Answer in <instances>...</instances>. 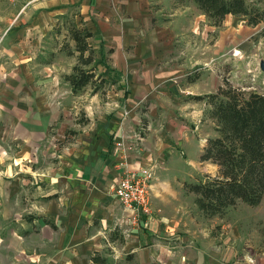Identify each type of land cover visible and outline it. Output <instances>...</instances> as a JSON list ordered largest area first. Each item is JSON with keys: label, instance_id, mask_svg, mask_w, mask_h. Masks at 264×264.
<instances>
[{"label": "crops", "instance_id": "1", "mask_svg": "<svg viewBox=\"0 0 264 264\" xmlns=\"http://www.w3.org/2000/svg\"><path fill=\"white\" fill-rule=\"evenodd\" d=\"M72 5L98 52L92 67L117 87L106 100L96 85L72 92L64 76L75 62L63 64L65 55L56 51L42 60L46 48L37 51L35 39L16 40L5 49L9 67L0 66V221L6 222L0 235H15L8 225L14 218L23 221V233L41 220L39 264H97L95 254L106 261L101 245L106 234L114 240L109 229L126 216L113 196L123 170L151 165L162 178L179 153L199 158L212 135L207 131L199 144L194 135L205 120L194 126L177 120L183 109L204 114V101L192 97L217 89L207 78L190 82L174 44L175 18L183 23L198 9L192 0H50L36 6L28 28L44 37ZM151 185L152 199L160 183Z\"/></svg>", "mask_w": 264, "mask_h": 264}, {"label": "rangeland", "instance_id": "2", "mask_svg": "<svg viewBox=\"0 0 264 264\" xmlns=\"http://www.w3.org/2000/svg\"><path fill=\"white\" fill-rule=\"evenodd\" d=\"M47 1L50 0H0L1 68L9 67L4 63L7 58L5 49L26 37L35 39L34 48L37 51L46 48L40 54L42 60L49 54L54 56L56 51L65 55L63 64L78 62L79 53L75 51V42L68 33V27L73 24L77 28L83 27L77 5L69 7L60 15L62 17L58 16L44 37L35 36L38 33L28 28L40 10L36 6ZM243 2L251 15L264 10V0ZM192 3L198 9L193 8L183 23L175 18L174 33L179 60L190 69L189 81L207 78V85L210 83L214 91L227 79L234 86L264 92V73L259 65L264 59V19L252 25L248 23V15L227 13L216 24L214 18L208 17L199 8L198 3L194 0ZM92 52L95 59L97 49H92ZM91 64L93 66L94 61ZM98 69L97 65L93 82L100 96L106 100L107 91L117 87H112V82ZM198 85L196 83L197 88ZM177 116L179 124L191 126L198 118L205 120L194 135L199 144L207 131L213 134L212 123L203 118L204 114L200 115L198 109L192 108L190 113L183 109L177 112ZM81 117L84 119V116ZM56 142L58 146L67 143L66 138ZM179 154L178 161L164 168L162 178L155 171L154 182L160 185L151 199L152 217L133 219L118 201L125 211V221L110 227L109 233L115 238L111 240L106 234L100 255L106 257L107 264H260L264 260V195L256 206L238 202L219 215L202 213L195 204L194 194L184 189V183L195 182L205 173L214 176L217 168L208 161H199L198 157L188 158L189 154ZM13 204L14 215H20L22 205L19 202ZM34 219L36 217L26 220ZM36 222L30 223L29 231L25 233L21 219L14 218L9 222L11 224L8 223L14 227L15 235H0V264H39L37 249L45 240V233L36 230L40 228L41 220ZM5 223L0 221L1 234L5 231Z\"/></svg>", "mask_w": 264, "mask_h": 264}, {"label": "trees", "instance_id": "3", "mask_svg": "<svg viewBox=\"0 0 264 264\" xmlns=\"http://www.w3.org/2000/svg\"><path fill=\"white\" fill-rule=\"evenodd\" d=\"M194 1L216 24L227 13L248 15L252 25L264 19V10L251 15L243 0ZM68 33L79 56L64 79L76 93L94 85L95 68L90 66L94 56L88 45L91 32L73 24ZM192 99L204 101V118L213 126L199 160L214 164L217 171L214 176L205 173L195 182L184 183V189L194 194L197 208L208 215L222 214L238 202L258 205L264 195V92L243 89L224 79L214 92ZM91 259L107 264L98 254Z\"/></svg>", "mask_w": 264, "mask_h": 264}, {"label": "built area", "instance_id": "4", "mask_svg": "<svg viewBox=\"0 0 264 264\" xmlns=\"http://www.w3.org/2000/svg\"><path fill=\"white\" fill-rule=\"evenodd\" d=\"M116 146L123 149L124 143L117 141ZM123 171L122 176L115 184L113 196L123 205L128 215H131L133 219L144 215L150 217L152 210L151 183L155 178L153 167L151 165L138 168L127 167Z\"/></svg>", "mask_w": 264, "mask_h": 264}, {"label": "water", "instance_id": "5", "mask_svg": "<svg viewBox=\"0 0 264 264\" xmlns=\"http://www.w3.org/2000/svg\"><path fill=\"white\" fill-rule=\"evenodd\" d=\"M260 69H261V71L264 73V59H261L260 60Z\"/></svg>", "mask_w": 264, "mask_h": 264}]
</instances>
